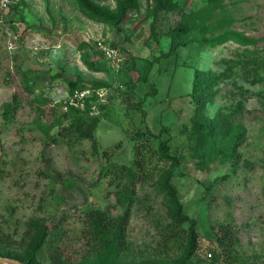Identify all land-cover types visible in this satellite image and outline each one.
<instances>
[{
    "label": "rangeland",
    "instance_id": "1",
    "mask_svg": "<svg viewBox=\"0 0 264 264\" xmlns=\"http://www.w3.org/2000/svg\"><path fill=\"white\" fill-rule=\"evenodd\" d=\"M227 31L252 41H209ZM100 42L119 55L107 57ZM196 77L209 85L199 93L201 117ZM77 80L78 87L107 85L97 99L102 105L91 109L100 118L99 154L91 140L80 139L77 113L65 115L66 92ZM227 118L244 129L233 158L217 139ZM201 124L214 130L218 147L207 145ZM147 128L157 136L138 134ZM165 139L182 159L172 184L185 213L198 219L199 249L189 264H240L214 240L231 220L238 253L264 264V0H137L119 26L90 15L77 0H13L10 13L0 14L1 236L19 240L34 216L54 231L80 228L91 208L124 213L128 203L116 202L120 179L110 185L111 170L133 165L141 144L148 173L132 205L129 260L177 264L185 232L168 215L162 170L169 164L152 149ZM105 150L112 151L109 159ZM217 251L213 263L209 253ZM39 256L51 264L46 246Z\"/></svg>",
    "mask_w": 264,
    "mask_h": 264
},
{
    "label": "trees",
    "instance_id": "2",
    "mask_svg": "<svg viewBox=\"0 0 264 264\" xmlns=\"http://www.w3.org/2000/svg\"><path fill=\"white\" fill-rule=\"evenodd\" d=\"M80 6L90 15L105 21H112L119 26L126 22L129 17V9L135 6L137 0H116L115 8L103 7L92 0H77ZM220 1V0H212ZM171 2V1H169ZM233 39L240 43H249L252 39L243 36L239 32L227 31L209 39L211 43H219L225 39ZM79 81L71 82V89L78 87ZM206 85V86H205ZM91 88L98 89L107 86L102 82H95L92 85L87 84ZM204 86V87H203ZM209 85L204 83V79L197 77L193 81V93L196 101V112H202L203 106L199 99V93ZM85 87V86H84ZM98 95L94 94L87 101L85 110H81L74 106L70 107V113H77V133L80 139L91 140L94 154L100 153V148L95 137L96 129L100 123L99 116L91 114L93 105L99 103ZM99 105H102L99 103ZM201 117V115H200ZM204 131V138L209 147L215 145L216 139L214 130L210 131V127L201 124ZM138 134L144 135L148 133L151 136H157L149 128L146 131H137ZM244 129L240 124H233L229 118L225 121V131L217 136L221 145L222 153L227 158L236 156L238 145L242 141ZM159 137V136H158ZM118 144L116 147H119ZM143 145L136 146L135 160L133 165H118L119 169L111 170L112 180L110 185L116 178L117 190L115 198L118 204L128 203L125 212L122 214H112L109 210L101 208H91L83 212L81 215V227L72 228L67 226L59 227L57 230L51 231V227L46 218L31 217L26 224L24 235L19 240H14L9 236L0 235V256L14 258L22 261L24 264H42L39 252L45 246L51 264H170L166 259L143 260L137 263L129 260L130 254L135 251L133 241L130 237V224L132 217V205L136 201V194L139 185L146 181L147 176V159L144 154ZM152 147V146H151ZM159 157L169 164L167 168L162 170L164 174V185L168 191L170 202L168 204V215L173 224L185 232L186 246L179 260L174 263L189 264L191 259L196 255L199 249V229L198 219L189 216L184 211V205L179 196L177 188L172 184V178L176 173V168L180 165L182 159L180 156L174 155L170 150L169 139L160 140L157 148H153ZM112 151H103V156L107 159L111 156ZM207 154L203 156L205 159ZM221 250L224 257L232 258L240 264H257L250 257H245L238 253L236 246L240 243L239 231L233 220L220 225L216 237L214 239ZM11 247V248H10ZM220 252L217 251L210 257L213 263L219 261Z\"/></svg>",
    "mask_w": 264,
    "mask_h": 264
},
{
    "label": "built area",
    "instance_id": "3",
    "mask_svg": "<svg viewBox=\"0 0 264 264\" xmlns=\"http://www.w3.org/2000/svg\"><path fill=\"white\" fill-rule=\"evenodd\" d=\"M13 0H0V14L8 15L11 10ZM100 49L106 53L107 57L112 59L116 58L119 55V51L116 47L106 46L102 42L99 43ZM106 90L102 89H94L90 86L87 87H77L71 92H66L67 98L64 100L67 106H74L76 108L83 107L84 104L88 101V98L97 94L99 97H103L105 95ZM211 256V253H209Z\"/></svg>",
    "mask_w": 264,
    "mask_h": 264
},
{
    "label": "water",
    "instance_id": "4",
    "mask_svg": "<svg viewBox=\"0 0 264 264\" xmlns=\"http://www.w3.org/2000/svg\"><path fill=\"white\" fill-rule=\"evenodd\" d=\"M0 264H24V263L14 258L0 256ZM158 264H163V263H158Z\"/></svg>",
    "mask_w": 264,
    "mask_h": 264
}]
</instances>
